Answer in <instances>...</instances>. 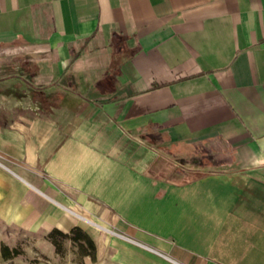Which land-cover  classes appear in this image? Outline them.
<instances>
[{
	"label": "crops",
	"instance_id": "crops-1",
	"mask_svg": "<svg viewBox=\"0 0 264 264\" xmlns=\"http://www.w3.org/2000/svg\"><path fill=\"white\" fill-rule=\"evenodd\" d=\"M0 215L106 264H264V0H0Z\"/></svg>",
	"mask_w": 264,
	"mask_h": 264
},
{
	"label": "rangeland",
	"instance_id": "rangeland-1",
	"mask_svg": "<svg viewBox=\"0 0 264 264\" xmlns=\"http://www.w3.org/2000/svg\"><path fill=\"white\" fill-rule=\"evenodd\" d=\"M43 98V115H46L50 109L51 101L48 97L43 96ZM94 221L101 224L97 219ZM86 224L88 226L87 222ZM43 236H48V234L25 230L16 223L5 220L0 215V264H83L82 262L85 264H106L104 260L98 261V256L96 260H92L89 255L83 256L78 246L70 239L63 240V252L49 256L46 251H43L45 245L40 243V238ZM2 243H7L12 247L17 246L23 250V253L5 259L1 253Z\"/></svg>",
	"mask_w": 264,
	"mask_h": 264
},
{
	"label": "trees",
	"instance_id": "trees-1",
	"mask_svg": "<svg viewBox=\"0 0 264 264\" xmlns=\"http://www.w3.org/2000/svg\"><path fill=\"white\" fill-rule=\"evenodd\" d=\"M48 238L56 246L58 253L63 252V240L70 239L78 246L83 256L89 255L92 260H96L97 258V246L94 239L79 225L73 226L68 231L55 227L48 233ZM1 253L5 259H10L23 253V250L17 246L12 247L7 243H2ZM82 263L85 264L84 262Z\"/></svg>",
	"mask_w": 264,
	"mask_h": 264
}]
</instances>
